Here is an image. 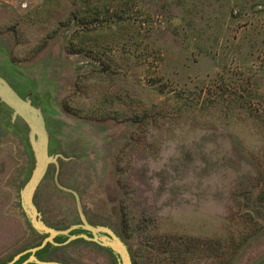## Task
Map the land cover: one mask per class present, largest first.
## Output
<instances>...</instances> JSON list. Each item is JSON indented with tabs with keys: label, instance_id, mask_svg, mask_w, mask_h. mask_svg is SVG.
Returning a JSON list of instances; mask_svg holds the SVG:
<instances>
[{
	"label": "rangeland",
	"instance_id": "374dc122",
	"mask_svg": "<svg viewBox=\"0 0 264 264\" xmlns=\"http://www.w3.org/2000/svg\"><path fill=\"white\" fill-rule=\"evenodd\" d=\"M0 74L41 105L60 183L134 264H264V0H0ZM10 113L0 104V264L41 240ZM53 170L34 201L64 228L79 218ZM44 258L116 264L80 239Z\"/></svg>",
	"mask_w": 264,
	"mask_h": 264
},
{
	"label": "water",
	"instance_id": "95a60500",
	"mask_svg": "<svg viewBox=\"0 0 264 264\" xmlns=\"http://www.w3.org/2000/svg\"><path fill=\"white\" fill-rule=\"evenodd\" d=\"M0 104L11 110L10 122L18 118L22 120L26 131V144L32 157L33 166L30 174L19 189L20 206L28 220L30 227L41 240L31 246L15 253L4 264H68L56 260H47L37 252L47 244L52 246L66 245L71 241L80 239L92 242L111 252L116 264H133L132 256L127 243L109 225L91 223L82 208L77 190L64 186L58 178L59 167L62 160L67 159L63 154L49 149V131L40 104L32 102L30 94L22 95L14 86L0 74ZM54 166L53 184L60 191L69 193L75 200L79 222L67 227H55L46 223L39 211L34 195L43 179H45L49 165ZM62 236L64 240L57 242L56 237ZM24 255L26 258L18 262Z\"/></svg>",
	"mask_w": 264,
	"mask_h": 264
},
{
	"label": "trees",
	"instance_id": "16d2710c",
	"mask_svg": "<svg viewBox=\"0 0 264 264\" xmlns=\"http://www.w3.org/2000/svg\"><path fill=\"white\" fill-rule=\"evenodd\" d=\"M38 235V234H37ZM41 238L42 236L39 235ZM55 240L57 242H62L64 240V237L62 236H59V237H56ZM54 248V246H52L51 244H47L44 248H42L41 250H39L37 252V254L41 257V256H45L46 254H48L52 249ZM27 255H24L18 262H20L21 260H23L24 258H26ZM134 264V263H133Z\"/></svg>",
	"mask_w": 264,
	"mask_h": 264
}]
</instances>
